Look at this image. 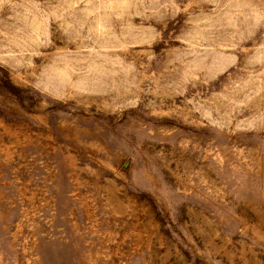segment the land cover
<instances>
[{
  "label": "rangeland",
  "instance_id": "1",
  "mask_svg": "<svg viewBox=\"0 0 264 264\" xmlns=\"http://www.w3.org/2000/svg\"><path fill=\"white\" fill-rule=\"evenodd\" d=\"M0 264H264V0H0Z\"/></svg>",
  "mask_w": 264,
  "mask_h": 264
}]
</instances>
